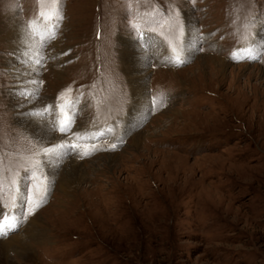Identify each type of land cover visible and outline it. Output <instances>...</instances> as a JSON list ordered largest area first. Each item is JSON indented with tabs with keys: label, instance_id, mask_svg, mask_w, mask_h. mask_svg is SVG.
Returning a JSON list of instances; mask_svg holds the SVG:
<instances>
[{
	"label": "rangeland",
	"instance_id": "374dc122",
	"mask_svg": "<svg viewBox=\"0 0 264 264\" xmlns=\"http://www.w3.org/2000/svg\"><path fill=\"white\" fill-rule=\"evenodd\" d=\"M39 9L0 0V215H18L11 181L37 160L51 182L0 237L20 239L0 264H264V0H63L30 95L5 26L18 16L28 28ZM246 44L238 51L256 59H233ZM133 49L145 54L139 95L123 64ZM66 101L75 122L62 134L52 125ZM50 105L55 114L34 115ZM28 117L59 142L18 121ZM59 144L58 157L43 154ZM69 160L79 178H62Z\"/></svg>",
	"mask_w": 264,
	"mask_h": 264
},
{
	"label": "snow or ice",
	"instance_id": "6c2138e0",
	"mask_svg": "<svg viewBox=\"0 0 264 264\" xmlns=\"http://www.w3.org/2000/svg\"><path fill=\"white\" fill-rule=\"evenodd\" d=\"M62 3L63 0H38L40 9L38 15L35 19L28 22V32L32 37L39 36L40 40L43 41L45 38L54 39L55 38V29L59 26V21L63 20L62 14ZM45 30H47V37L45 35ZM181 35L183 32L181 30ZM255 44V41L251 42ZM171 44V41H170ZM42 46V45H41ZM175 51V48H173ZM245 52H248L249 55L241 56L239 52H234L232 58L239 61L241 59H256V56L251 54V48H245ZM264 51V47H262ZM183 61L176 59V63L179 65ZM39 63V61H37ZM71 90L68 89L67 92ZM64 93L61 94V99L64 97ZM156 101H154L155 103ZM73 102L66 101L65 103L59 105L60 113L64 114L63 119H57L53 122V128L58 130L60 133H68L72 130V125L75 122V113L71 111ZM57 106L50 105L42 109L40 112L34 113L44 117L45 115L52 113L55 114ZM103 135V133H101ZM87 136L77 135V140L86 139ZM66 146L64 144H59L54 147L44 148L42 150L43 154L49 159L56 158L60 155L59 149H63ZM71 147H77V145H72ZM116 145H112V148H115ZM92 151H95V148L91 150H85L82 152V155L88 156L92 154ZM66 154V153H65ZM41 162L37 160L31 169H25L23 175H19L12 179L11 184L15 189V195L12 196L11 207L14 210L18 211V215H0V237L7 236L10 232L17 230L21 218H23V206L25 203L29 205L28 215H32L37 208L43 205L46 202L47 195L50 191V181L47 178L42 177L39 174ZM31 178V189H29V179ZM3 182L0 180V194H2Z\"/></svg>",
	"mask_w": 264,
	"mask_h": 264
},
{
	"label": "bare ground",
	"instance_id": "6f19581e",
	"mask_svg": "<svg viewBox=\"0 0 264 264\" xmlns=\"http://www.w3.org/2000/svg\"><path fill=\"white\" fill-rule=\"evenodd\" d=\"M19 21L20 20L18 16L8 17L7 26H5V27H9V30L7 32L8 38L14 42V44L11 45L10 47L15 50L14 52L15 56L13 59L12 58L9 59L10 60L9 64L13 66L14 60H15L14 63H17L16 67L11 68L12 71H15V74H14L15 78L18 79L19 84L21 85L20 87L17 86V89H20L21 91L26 90L25 92L32 95L34 94V90H35L34 84H35L36 76H32L31 72H32V69H35L36 62L43 58L44 53L42 51L43 48L41 44L47 41L48 38H45L43 41H41L38 35L37 37L30 36L28 32V28H26V26L22 24L20 25ZM52 30L54 31V29ZM192 32L193 30L189 33L190 34L189 37L193 36V34L191 35ZM45 35L47 37V30H45ZM60 51L61 50H59V52ZM133 51L134 52L130 53L128 51L126 53V56L124 57L128 59L129 63L128 61L127 62L125 61L123 64L125 67L124 70L126 71V74H128L129 76L130 85H132V89L134 93L139 95L140 93L142 94L144 92V88H145L144 87V82H145L144 71L146 70H144V67L142 65L144 63L143 60H144L145 54L139 50L133 49ZM218 62H219L218 65H220V68H222V66H225V63L223 61L219 60ZM18 121L21 123H25L27 126H29V128L31 127V129L35 133L37 132L40 137L42 136L44 142L47 145H52L53 143L57 142L60 139L58 135L54 134L53 136L49 133V128H47V125L43 122L44 120L40 122L35 117L33 118L28 117V118H20ZM141 141H142V138H141L140 132L134 134L132 137V146H135L138 148V146H140ZM115 155H112L109 157H114ZM77 173H79L78 176L82 175V172L78 168V165L75 164L73 160H69L63 169L62 178L65 176H69L68 178L74 179L78 177V176L76 177ZM63 174L65 175L63 176ZM37 216L38 214H36L35 217L33 218L35 219L37 218ZM34 219L33 221H35ZM16 242L20 243V239H18L17 236L8 238L5 241L1 240L0 241V256H4V254L8 251L9 247L11 245H14ZM21 245L24 246L25 248L30 249L28 244H21Z\"/></svg>",
	"mask_w": 264,
	"mask_h": 264
}]
</instances>
